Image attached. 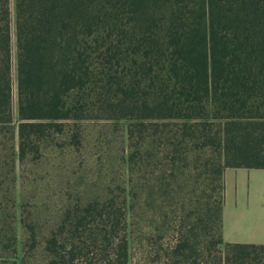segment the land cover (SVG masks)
<instances>
[{
  "label": "trees",
  "instance_id": "1",
  "mask_svg": "<svg viewBox=\"0 0 264 264\" xmlns=\"http://www.w3.org/2000/svg\"><path fill=\"white\" fill-rule=\"evenodd\" d=\"M99 119L123 126L113 182L50 216L22 199L17 259L6 198L0 264H264L221 238L223 169L264 168V0H0L10 179Z\"/></svg>",
  "mask_w": 264,
  "mask_h": 264
},
{
  "label": "rangeland",
  "instance_id": "2",
  "mask_svg": "<svg viewBox=\"0 0 264 264\" xmlns=\"http://www.w3.org/2000/svg\"><path fill=\"white\" fill-rule=\"evenodd\" d=\"M10 6H12V0H10ZM11 58V108L14 114L13 34L11 36ZM81 124L83 125V138L79 145H71L64 138L56 135L54 139L46 143L41 156L27 159L21 165L16 163L14 180L10 179V172L3 165V157L11 141L0 133V215L2 217L7 210L2 206L4 200L10 198L12 205L8 208V212L12 213L11 226L16 236V259L20 249L18 216L22 199L28 205L30 216L33 217L35 213L54 215V209L59 205L67 204L83 193L92 194L102 184L113 182L115 170L120 168L118 156L121 148L122 124L103 119L85 121ZM186 184V188L189 189L192 184L191 180L186 179ZM41 200L45 202V211L42 210ZM169 239L170 235H165L161 242ZM156 242L160 243L158 240Z\"/></svg>",
  "mask_w": 264,
  "mask_h": 264
},
{
  "label": "crops",
  "instance_id": "3",
  "mask_svg": "<svg viewBox=\"0 0 264 264\" xmlns=\"http://www.w3.org/2000/svg\"><path fill=\"white\" fill-rule=\"evenodd\" d=\"M222 182V240L264 243V168L225 167Z\"/></svg>",
  "mask_w": 264,
  "mask_h": 264
}]
</instances>
